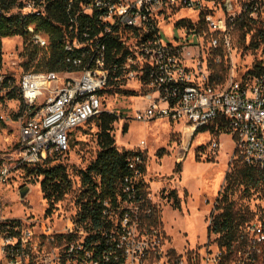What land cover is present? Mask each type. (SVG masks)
<instances>
[{
  "label": "built area",
  "instance_id": "obj_1",
  "mask_svg": "<svg viewBox=\"0 0 264 264\" xmlns=\"http://www.w3.org/2000/svg\"><path fill=\"white\" fill-rule=\"evenodd\" d=\"M55 4L67 15L63 46L74 69L27 71L17 85L24 105L17 148L13 158L0 157V264H145L151 252L160 260L161 232L149 223L156 206L147 188L145 197H135L145 175L140 156L130 160L133 175L124 180L129 199L116 206L104 201L107 226L97 238L76 218L58 226L49 218L6 216L3 188L19 167L68 152L71 133L102 112L119 117L104 108L106 96L115 84L134 80L146 89L147 101L135 120L164 118L191 134L222 123L241 160L264 171V0H0V17H18L25 24V36H0L2 58L6 39L17 36L50 55V38L32 18H45ZM170 24L185 33L167 42L163 36ZM239 26L252 28L247 40L253 39L257 48L251 51L259 52L241 73L235 61L241 57L235 45ZM111 36L123 46L116 56L122 60L112 64ZM222 73L226 77L218 76ZM6 76L1 68V94L9 91L3 87ZM145 147L141 140L137 151L144 153ZM219 148L211 141L210 151ZM140 235H151L154 244ZM164 259L154 264H264V220L241 226L230 245L214 238L185 253L171 249Z\"/></svg>",
  "mask_w": 264,
  "mask_h": 264
},
{
  "label": "rangeland",
  "instance_id": "obj_2",
  "mask_svg": "<svg viewBox=\"0 0 264 264\" xmlns=\"http://www.w3.org/2000/svg\"><path fill=\"white\" fill-rule=\"evenodd\" d=\"M184 33V28H176L170 24L163 38L168 42L173 36L180 37ZM6 42L2 72L12 76L17 86L24 72L42 68L39 66L42 52L38 50L37 58L29 61V55L24 51L28 42L19 36L7 39ZM32 51L35 53V49ZM238 53L241 54L235 60L238 73L243 72L252 59L259 56V52L251 50L243 52L239 49ZM115 86L110 87L104 108L119 112L112 130L117 147L122 151H137L141 150L140 141H146L143 150L146 158L144 180L158 215L156 229L161 232L157 241L160 244L158 250L161 252V259L155 256V252H151L145 259V264H154L158 260L162 263L166 252L171 249L181 254L201 248L208 240L217 238V234L209 232L208 226L212 216L219 212L217 201L225 193L234 208L246 216L241 221V226L257 219L264 220L262 185L248 189L238 180H227V175L242 165L229 130L224 129L222 133L216 134L215 128L212 129L213 125L209 124L203 127L207 129L191 134V130L184 129L181 123L170 122L164 118L137 121L134 119L136 110L147 106V101L142 97L146 89L137 80L124 81ZM2 95L4 99L0 102V157L7 159L15 156L19 117L24 114V105L18 92L13 99L8 98L5 92ZM125 127L127 131H124ZM97 133L95 120L86 122L71 133L70 150L52 157L49 165L66 166L71 180V188L60 201L53 204L45 199L40 188L43 177L30 173L29 167L22 166L14 170L9 184L3 188L4 214L17 219L29 216L40 220L49 218L52 224L58 226L68 218H77L80 210L78 199L84 191L79 171L86 169L96 158L99 150ZM214 140L220 143V148L215 152L210 151L211 141ZM24 187H29L30 190L21 198L20 193ZM174 190L177 191L178 198L171 194ZM139 238H146L151 245L155 242L151 235H140Z\"/></svg>",
  "mask_w": 264,
  "mask_h": 264
},
{
  "label": "trees",
  "instance_id": "obj_3",
  "mask_svg": "<svg viewBox=\"0 0 264 264\" xmlns=\"http://www.w3.org/2000/svg\"><path fill=\"white\" fill-rule=\"evenodd\" d=\"M32 20L37 23L40 29L48 34L51 43L50 55H41V58H39V66L42 68L36 71H72L74 67L71 63L67 62L68 53L63 46L64 33L62 25L67 23V15L61 5L55 4L53 8L49 10L45 18L40 20L32 18ZM24 28L25 24L18 17H0V36H25ZM251 31L252 28H245L244 26H239L238 28L237 46L239 49H242L243 52L257 48V44L253 39L248 43L247 37L251 34ZM25 47L24 51L25 54L29 55V61L35 60L39 48L32 42H28ZM33 49H35V53L32 51ZM107 52L108 61L112 64L122 60L121 58L117 60L116 56L123 53V46L115 37H108ZM75 55L76 54H74V56ZM1 68L2 55L0 52V69ZM249 72L256 73L253 70ZM113 75H119V72L116 71ZM223 75L222 73V75L218 76L223 78ZM3 87L9 88V91L6 93L8 98H15L17 92L20 96L12 76H6ZM124 93L129 92L124 91ZM132 93L133 92H130L131 95H134ZM3 99L4 96L0 93V102H2ZM94 120L98 128L97 141L99 150L96 158L90 162L87 168L79 171L84 191H82L78 199L80 210L76 219L78 222L86 225L90 230L96 231L94 236L97 238L101 233V229L107 226L106 220L102 214L104 201L108 200V204L116 206L121 201L129 199L128 193L124 192L123 188L125 178L133 175L129 167L130 160L133 157L140 156L142 161L139 165L140 171L142 174H145L146 158L145 154L142 152L122 151L117 147L114 136L112 135L113 126L118 120L116 114L102 112ZM214 128L216 134H220L226 129L222 123L214 124L212 129ZM204 129L207 128H200L198 131H203ZM124 131H127V127L124 128ZM238 160L242 162V165L237 167L231 174H228L227 180H238L240 183L247 186L248 189L257 188L261 184L264 191V171L255 166L245 164L241 158ZM51 161L52 158H49L41 165L29 167V171L30 173H35L38 177H43L40 182L41 191L44 194V198L54 204L60 201L71 188V180L66 166L63 164L49 165ZM179 167L180 165L178 168ZM146 188L147 184L141 178L139 185L136 187L135 197L137 199L141 196L145 197L147 194ZM171 194L178 198L176 190L172 191ZM217 210H219V212L212 216V221L208 226V230L218 235L217 240L220 244L230 245L237 237L238 231L241 228L240 223L242 220L246 219V216H244V213H241L240 210L234 208L233 203L229 201L227 193L223 195L222 199L217 201ZM154 212L155 214L153 217L149 218V223L155 225L158 223V215L156 214V210H154ZM111 227L112 224L108 219V229Z\"/></svg>",
  "mask_w": 264,
  "mask_h": 264
},
{
  "label": "water",
  "instance_id": "obj_4",
  "mask_svg": "<svg viewBox=\"0 0 264 264\" xmlns=\"http://www.w3.org/2000/svg\"><path fill=\"white\" fill-rule=\"evenodd\" d=\"M30 188L29 187H24L22 190H21V198H24L27 193L29 192Z\"/></svg>",
  "mask_w": 264,
  "mask_h": 264
},
{
  "label": "bare ground",
  "instance_id": "obj_5",
  "mask_svg": "<svg viewBox=\"0 0 264 264\" xmlns=\"http://www.w3.org/2000/svg\"><path fill=\"white\" fill-rule=\"evenodd\" d=\"M13 38H15V37H13ZM9 39H12V38H9ZM7 40V39H6ZM191 130V129H190Z\"/></svg>",
  "mask_w": 264,
  "mask_h": 264
}]
</instances>
